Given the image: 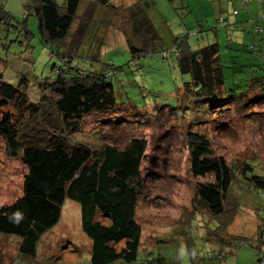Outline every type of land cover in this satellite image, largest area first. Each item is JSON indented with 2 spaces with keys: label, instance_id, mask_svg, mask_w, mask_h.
<instances>
[{
  "label": "trees",
  "instance_id": "trees-1",
  "mask_svg": "<svg viewBox=\"0 0 264 264\" xmlns=\"http://www.w3.org/2000/svg\"><path fill=\"white\" fill-rule=\"evenodd\" d=\"M167 1L180 17L189 15L190 4L186 0ZM122 5L111 0L104 3L64 0L63 4L57 0H27L25 3V8L33 9L38 18L41 43L60 63L53 64L55 75L50 82L38 84L42 96L34 100L26 76L9 83L0 67V105L8 104L12 108L2 112L0 137L7 156L19 159L25 169L20 195L0 205V237L19 238V258L11 259L10 264H20L21 258L28 262L36 258L40 239L60 221L67 199L79 204L81 228L91 240V264H110L116 260L130 263L136 260L139 251H146L141 245L143 229L136 220L137 208L148 197L142 168L146 138L132 136L123 145L105 141L98 133L95 134L99 137L98 145L83 138L88 131L84 127L85 118L91 113L111 111L117 104L116 90L108 77L111 69L106 73L90 71L82 63L86 56L97 58L95 53L111 34L120 33L134 57L159 51L166 58L168 51L164 43L169 42L177 68L187 76L181 87L182 97L204 101L220 98V103L210 106L211 114L222 113L218 110L229 109L231 103L235 114L241 117L262 113L256 107L264 103V45L253 40L254 34L263 31L256 20L251 21L252 40L248 42L244 37L238 44L237 38L229 39L235 51L230 58L240 61L235 71H239L242 63L250 73V77L231 84L225 78L226 66L222 64L216 38L224 25L244 34V29H239L241 21L238 27L234 22L233 28L226 15L219 14L207 28L186 27L181 22L180 27L173 29L165 17L149 12L141 0ZM237 12L233 10V14ZM209 30L214 31V39L206 33ZM201 32H205L206 39L205 35L199 39L197 35ZM186 133L191 172L196 176L211 173L217 181L229 182L221 211H214L202 200L193 201L203 208L210 221L214 220L208 238L218 242L222 228L233 220L232 210L238 209V201L233 202L238 198L232 192L233 185L242 193L253 191L264 196V170L259 171L248 160L237 166L228 164L223 156L212 153L207 132L188 129ZM260 219L264 228V213ZM223 233L221 240L234 236ZM233 239L258 249L257 262L264 264L261 238L251 241L234 236ZM221 256L225 254L219 250L208 255L211 264H219L216 261L220 262ZM1 259L0 256V264H4Z\"/></svg>",
  "mask_w": 264,
  "mask_h": 264
},
{
  "label": "rangeland",
  "instance_id": "rangeland-1",
  "mask_svg": "<svg viewBox=\"0 0 264 264\" xmlns=\"http://www.w3.org/2000/svg\"><path fill=\"white\" fill-rule=\"evenodd\" d=\"M26 1L0 0V67L9 83L26 76L30 80L29 93L34 100L42 96L38 84L52 80L55 75L52 66L60 61L50 56L49 49L41 43L38 18L33 9L25 8ZM57 1L64 3V0ZM99 1L104 3L107 0ZM111 1L126 5L133 0ZM141 1L149 12L165 17L173 29L189 17L188 14L180 17L167 0ZM229 4L230 13L234 6L242 8V0H229ZM255 19L263 31L257 32L259 35L254 34L253 40L264 45L263 13ZM244 26L247 29L244 34H240L241 30L232 31L227 25L217 32L221 61L226 66L225 78L231 84L237 79L250 77L249 69L242 63L236 72L234 67L240 65V61L236 57L230 58L235 51L229 39L237 38L238 44L244 37L248 42L252 40L251 27ZM206 33L214 39V31ZM200 35H205V32L197 35L199 39ZM203 38L206 39V35ZM105 41L95 53L97 58L92 60L86 56L82 63L90 71L106 73L111 69L108 77L114 84L117 104L111 111L89 114L84 123L88 131L83 138L95 145L99 143L97 133L104 136L103 140L115 144H126L132 136L145 137L147 141L142 168L148 197L140 203L136 214V220L143 229L141 245L146 251H139L133 262L116 260L110 264H211L213 261L208 255L218 250L225 256L216 263L258 264L259 250L242 245L233 237L251 241L261 238L264 243V234L261 236L264 228H261L260 221L264 213V196L253 191L242 193L234 184L232 192L238 198L233 202L238 201V209L234 207L232 210L233 220L222 228L218 242L214 238L210 240L209 229H212L214 220L210 221L202 212L203 208L198 203L194 205L193 201L202 200L214 211H221L229 182L227 179L219 182L211 173L196 176L191 172L186 132L188 129L207 132L212 153L223 156L228 164L238 165L248 160L259 171L264 170V103H258L260 106L256 107L262 111L260 114L250 113L241 117L237 112L235 114L232 103L229 109L218 110L222 113L211 114L210 106L220 103V98L204 101L182 97L181 87L187 76L177 68L169 42L164 43L168 51L164 58L159 51L134 57L120 33L111 34ZM10 109L8 104L0 105V118L2 112ZM24 171L19 159L7 156L0 137V205L20 195ZM242 187L245 188L244 185ZM153 231L156 234L152 237ZM223 232L234 236L221 240ZM18 239L15 235L0 237V256L4 264L19 258ZM90 256L91 240L81 228L79 204L67 199L60 221L40 239L36 258L32 262L21 258L20 264H91Z\"/></svg>",
  "mask_w": 264,
  "mask_h": 264
},
{
  "label": "crops",
  "instance_id": "crops-1",
  "mask_svg": "<svg viewBox=\"0 0 264 264\" xmlns=\"http://www.w3.org/2000/svg\"><path fill=\"white\" fill-rule=\"evenodd\" d=\"M190 4L189 17L185 18L182 23L186 27L207 28L213 24V20L219 16V14H225L228 23H239V29L247 30L244 26L247 25L249 20H256L259 13L264 15V0H242V8L234 6L233 10L237 9V13L233 14V10L229 11V0H186ZM235 2V0H232ZM254 2V4H252ZM193 3V4H192ZM226 12V13H225ZM258 22V20H257ZM248 23V24H247ZM179 26V25H178ZM199 26V27H198ZM180 27V26H179ZM178 27V29H179ZM234 31V30H233Z\"/></svg>",
  "mask_w": 264,
  "mask_h": 264
}]
</instances>
